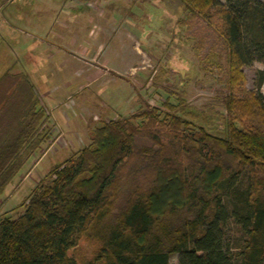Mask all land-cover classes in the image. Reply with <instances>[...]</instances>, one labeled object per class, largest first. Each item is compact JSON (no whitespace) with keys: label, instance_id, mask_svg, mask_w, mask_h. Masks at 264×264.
I'll return each instance as SVG.
<instances>
[{"label":"trees","instance_id":"obj_1","mask_svg":"<svg viewBox=\"0 0 264 264\" xmlns=\"http://www.w3.org/2000/svg\"><path fill=\"white\" fill-rule=\"evenodd\" d=\"M177 1L216 32L203 68L222 73L231 91L223 103L226 117L186 111L190 121L170 113L161 120L151 108L131 120L102 124L86 146L34 187L19 216L0 218V264H77L70 252L82 235L98 244L87 264H169L174 256L177 264H264V96L259 91L264 83V3ZM253 63L263 66L255 72L253 90L232 94L243 88V69ZM4 77L0 198L50 138L28 75L7 71ZM164 105L176 110L182 101ZM158 122L192 130L176 140L170 157L158 136L141 133ZM141 139L150 144L137 147ZM245 169L249 184L239 195L242 213L228 217L223 198L229 190L223 185L232 187ZM230 217L244 234L240 247L224 244L222 226Z\"/></svg>","mask_w":264,"mask_h":264},{"label":"rangeland","instance_id":"obj_2","mask_svg":"<svg viewBox=\"0 0 264 264\" xmlns=\"http://www.w3.org/2000/svg\"><path fill=\"white\" fill-rule=\"evenodd\" d=\"M110 26L116 30L125 27L137 34L138 43L131 39L123 44L120 37L110 43L108 37L101 36L97 42L95 36L100 27L111 29ZM215 37L212 27L186 13L177 0H0V84L7 71L28 75L46 116L42 128L50 136L6 188L0 198V218L19 216L34 187L46 183L45 177L54 166L86 146L92 131L102 124L129 120L151 108L159 111L161 120L163 113H170L190 121L186 111L202 113L209 119L225 118L223 103L231 91L226 88L222 73L203 68V56ZM85 49L89 50L86 56H95V64L108 62L109 68L121 69L124 77L101 76L98 72L94 84L88 74L80 80L81 70L94 69L85 63ZM121 53L123 62L116 60ZM134 64L136 71L127 69ZM262 69L259 63L244 68L243 88L234 89L232 94L239 97L243 90L252 91L255 72ZM108 76L109 81L101 83ZM259 91L264 96V83ZM110 95L113 99L107 101ZM102 101L109 105L108 109L100 106ZM179 101L182 106L176 110L164 105L168 102L176 106ZM67 118L69 127L58 129V123L62 125ZM132 122L138 127L137 121ZM186 127L158 122L141 133L158 136L170 157L176 152V140L192 133ZM149 144L141 139L136 145L143 148ZM180 162L177 160L176 164L181 166ZM248 184L249 173L245 169L232 187L223 185L229 190L223 198L228 217L242 213L240 196L245 195ZM222 233L228 247H240L244 241L240 225L231 217L222 226ZM97 247L94 237L82 235L70 257L77 264H87ZM169 264H177V257H172Z\"/></svg>","mask_w":264,"mask_h":264},{"label":"crops","instance_id":"obj_3","mask_svg":"<svg viewBox=\"0 0 264 264\" xmlns=\"http://www.w3.org/2000/svg\"><path fill=\"white\" fill-rule=\"evenodd\" d=\"M107 28H108V25H107ZM107 28L100 27L99 32L95 36V38L97 39V42H98L99 37L101 36V37H103L105 39H107V37H108L109 38L108 40H110V43H111V41L114 40L115 37H120V38H118V40L120 39L119 41H122L123 44H125V42L126 43L127 42L130 43L131 39H133L134 42L138 43V40H137L138 37L136 36L137 34L134 35L132 32L127 30L125 27H121L120 30L117 29L118 31L116 29H114L113 27H111V26L109 27L111 29H107ZM106 46H107V50L109 51L111 49V47L109 46V42L106 43ZM111 51L112 50H110L109 52H111ZM88 52H89V50H86V49L83 50V55L85 56L86 59H88V61L85 62V63H89L91 65V67L94 68V69L93 70H89V69L81 70L79 72V74H78L80 76L79 77L80 80H82L83 76H86L88 74L89 76H91V83L94 84L98 80V77H99L98 76L99 75L98 72L101 73V76H105V75H110L111 74V75H114V76L124 77L123 74H121L122 73L121 69H119V68H111V67L109 68L108 67V65H109L108 62H102V64L100 63L101 65L95 64L93 62L95 56H92V55H91V57L86 56V55H88ZM136 54H138V53L136 52ZM117 59L121 60L123 62L125 60V57L123 56V53L118 55V57H116V60ZM119 65H120V63H119ZM137 68L138 67H136V65L133 66V67H132V65L131 66L129 65V67H127L128 70H135V71H136ZM110 78L111 77H109V76L106 77V78L104 77V79H103V81L101 83H105L106 81H109ZM111 99H113L112 95H110L107 98V101H110ZM100 106L103 107L104 109H108L109 108V105L104 103L103 101L101 102ZM54 108H55V106H54ZM54 108L52 107V109H54ZM69 122H70V119L67 118V121H63V123H61L63 126L58 123V127L57 128L58 129L68 128L69 127ZM55 124H57L56 121H55Z\"/></svg>","mask_w":264,"mask_h":264},{"label":"flooded vegetation","instance_id":"obj_4","mask_svg":"<svg viewBox=\"0 0 264 264\" xmlns=\"http://www.w3.org/2000/svg\"><path fill=\"white\" fill-rule=\"evenodd\" d=\"M8 26L11 25L9 22H7ZM12 27V26H11Z\"/></svg>","mask_w":264,"mask_h":264}]
</instances>
